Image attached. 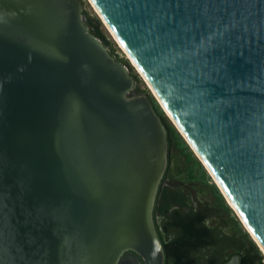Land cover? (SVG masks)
I'll list each match as a JSON object with an SVG mask.
<instances>
[{
    "label": "water",
    "instance_id": "1",
    "mask_svg": "<svg viewBox=\"0 0 264 264\" xmlns=\"http://www.w3.org/2000/svg\"><path fill=\"white\" fill-rule=\"evenodd\" d=\"M88 2L264 248V0ZM135 85L81 0H0V264L164 263L168 135Z\"/></svg>",
    "mask_w": 264,
    "mask_h": 264
},
{
    "label": "flooded vegetation",
    "instance_id": "2",
    "mask_svg": "<svg viewBox=\"0 0 264 264\" xmlns=\"http://www.w3.org/2000/svg\"><path fill=\"white\" fill-rule=\"evenodd\" d=\"M212 184L198 172L192 175L180 153L169 147L153 210L163 264H264L263 249ZM125 257L144 264L133 252Z\"/></svg>",
    "mask_w": 264,
    "mask_h": 264
},
{
    "label": "trees",
    "instance_id": "3",
    "mask_svg": "<svg viewBox=\"0 0 264 264\" xmlns=\"http://www.w3.org/2000/svg\"><path fill=\"white\" fill-rule=\"evenodd\" d=\"M81 2L83 5V13L87 17V25L92 29V32L104 42V44L109 48L110 53L113 56H115L118 61L130 67L131 75L134 77L135 82H136L134 92L137 95L148 96L154 110L156 111L157 115L161 118L162 122L164 123L167 129L168 142H169L170 149L172 148L173 150H177L180 153V155L185 160V164H187V166L189 167V170L191 171L192 175H195L198 172V177L201 180H204L207 183L211 182L212 179L208 175L204 166L194 155L193 151L190 149L189 145L183 139L181 134L177 131L175 126L170 122L165 112L161 108L160 104L157 102L155 97L151 94L145 82L142 80V78L135 72V70L130 65L129 60L124 57H120L116 53V44L110 39V37L103 30L100 19L95 14L91 15L89 12H87L86 7L88 6V2L86 0H81ZM211 186L216 192L217 196L222 200L223 204L227 207V209L231 211V208L225 202V199L220 193L217 186L215 184H212Z\"/></svg>",
    "mask_w": 264,
    "mask_h": 264
},
{
    "label": "rangeland",
    "instance_id": "4",
    "mask_svg": "<svg viewBox=\"0 0 264 264\" xmlns=\"http://www.w3.org/2000/svg\"><path fill=\"white\" fill-rule=\"evenodd\" d=\"M87 2H88V0H86ZM86 10H87V12H89L91 15L92 14H95L98 18H99V16L96 14V12H95V10L93 9V7L89 4V2H88V6L86 7ZM100 19V18H99ZM101 21V20H100ZM102 23V22H101ZM102 27H103V30L105 31V33L110 37V39L116 44V53L120 56V57H124V58H126V59H128V56L125 54V50H124V48L120 45V43L117 41V39L116 38H112V36H111V34H110V32L106 29V27L104 26V24L102 23ZM119 43V44H117V42L115 41V40ZM123 48V49H121V47ZM129 60V59H128ZM129 62H130V60H129ZM133 63V62H132ZM130 64H131V62H130ZM134 64V63H133ZM133 69L135 70V72L138 74V72H137V70L133 67ZM139 75V74H138ZM140 76V75H139ZM141 77V76H140ZM143 80V79H142ZM147 86V85H146ZM211 178V177H210ZM212 179V178H211ZM212 182H213V180H212ZM214 183V182H213ZM231 207V206H230Z\"/></svg>",
    "mask_w": 264,
    "mask_h": 264
},
{
    "label": "bare ground",
    "instance_id": "5",
    "mask_svg": "<svg viewBox=\"0 0 264 264\" xmlns=\"http://www.w3.org/2000/svg\"><path fill=\"white\" fill-rule=\"evenodd\" d=\"M92 5H93V3H92ZM93 7H94V5H93ZM96 11H98V9L96 8ZM109 29V28H108ZM111 29H109V31H110ZM111 35L114 37V38H116V36L114 35V33H112L111 32ZM117 39V38H116ZM117 41H118V39H117ZM119 42V41H118ZM120 43V42H119ZM118 43V44H119ZM120 45H121V43H120ZM122 46V45H121ZM120 46V47H121ZM123 47V46H122ZM121 47V48H122ZM123 49V48H122ZM125 50V49H124ZM135 65V64H134ZM138 70H139V68H138ZM140 71V70H139ZM215 179V178H214ZM216 182H217V180H215ZM218 183V182H217ZM218 185H219V183H218ZM219 187H221L220 185H219ZM221 189V188H220ZM221 191H222V193H223V195H225V197H226V199H227V202H228V204H230V206H231V208H233V210H234V212H236V214H238L237 216H239V218L241 219V221H242V223L246 226V228H247V230H248V232L252 235V237H253V239L254 240H256V242L259 244V246L263 249V251H264V248H263V246L260 244V242L258 241V239L255 237V235L253 234V232L251 231V229L248 227V225L246 224V222L244 221V219L241 217V215L239 214V212H238V210L236 209V207L233 205V203L231 202V200L229 199V197L225 194V192L223 191V189H221Z\"/></svg>",
    "mask_w": 264,
    "mask_h": 264
}]
</instances>
